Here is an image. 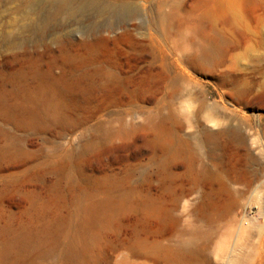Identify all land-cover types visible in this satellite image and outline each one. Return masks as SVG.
Listing matches in <instances>:
<instances>
[{
	"label": "rangeland",
	"instance_id": "374dc122",
	"mask_svg": "<svg viewBox=\"0 0 264 264\" xmlns=\"http://www.w3.org/2000/svg\"><path fill=\"white\" fill-rule=\"evenodd\" d=\"M57 1L0 0V264H264V0Z\"/></svg>",
	"mask_w": 264,
	"mask_h": 264
},
{
	"label": "bare ground",
	"instance_id": "6f19581e",
	"mask_svg": "<svg viewBox=\"0 0 264 264\" xmlns=\"http://www.w3.org/2000/svg\"><path fill=\"white\" fill-rule=\"evenodd\" d=\"M95 7V6H94ZM54 9L57 13L62 12L63 10H67L68 16H73L74 14H77L81 8H67V3H65L63 0H58L56 3H54ZM70 9V10H69ZM97 10L103 11L102 13L111 14L116 10L115 8H101L96 7ZM32 99H35L36 101H40L41 103H45L46 106L50 111H54L58 107L61 106V101L58 98V95H56V92L54 91V88L49 85H45L44 87L39 88L37 91L34 92ZM212 136H217L219 133L214 132H208ZM213 139V138H212ZM21 245H26L28 243V238L26 236H23L20 239ZM68 256L71 258L69 259V264H72V252H68Z\"/></svg>",
	"mask_w": 264,
	"mask_h": 264
}]
</instances>
